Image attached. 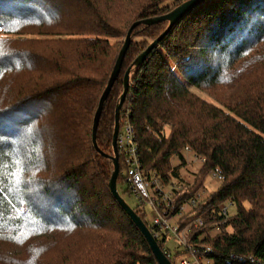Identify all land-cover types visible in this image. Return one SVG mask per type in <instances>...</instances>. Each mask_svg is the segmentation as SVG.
<instances>
[{
  "label": "trees",
  "instance_id": "16d2710c",
  "mask_svg": "<svg viewBox=\"0 0 264 264\" xmlns=\"http://www.w3.org/2000/svg\"><path fill=\"white\" fill-rule=\"evenodd\" d=\"M188 1L0 0V264H158L110 191L113 163L92 131L131 27ZM168 27L132 31L97 131L106 155L125 74ZM127 114L147 169L168 175L188 147L206 158L199 185L221 170L208 203L236 213L209 242L214 264H264V0L191 10L133 67L120 128Z\"/></svg>",
  "mask_w": 264,
  "mask_h": 264
},
{
  "label": "built area",
  "instance_id": "2783aa9c",
  "mask_svg": "<svg viewBox=\"0 0 264 264\" xmlns=\"http://www.w3.org/2000/svg\"><path fill=\"white\" fill-rule=\"evenodd\" d=\"M136 138L127 114L117 138L119 162L121 158L123 167L121 176L127 193L140 210L145 211L153 238L172 264H214V249L209 242L222 232H232L229 222L235 216V204L227 202L214 208L209 205L211 194L205 196L206 181L198 184L206 165L205 157L187 147L183 153L192 154L193 160L177 156L174 161H178L183 170L200 163L198 172L192 177L187 170L182 171V167L179 171L175 167L168 175L161 174L145 167ZM209 176L219 187L224 181L219 168L210 171ZM202 207H206V218L197 215ZM172 238L177 243L175 253L166 248Z\"/></svg>",
  "mask_w": 264,
  "mask_h": 264
},
{
  "label": "water",
  "instance_id": "95a60500",
  "mask_svg": "<svg viewBox=\"0 0 264 264\" xmlns=\"http://www.w3.org/2000/svg\"><path fill=\"white\" fill-rule=\"evenodd\" d=\"M205 0H190L188 2H185L184 4H182L181 6L177 7L176 9H174L173 11H171L170 13H168L167 15H164L162 17H157V18H153V19H147L145 21H140L135 23L130 31L127 34V37L125 39V43L123 45L122 50L120 51V54L118 56L116 65L114 67L113 73L111 75L110 81L108 83V86L106 87L100 102H99V106H98V110L96 112L95 118H94V123H93V131H92V143L94 146V149L100 153L103 157L109 158L112 163H113V174L109 183V188L110 191L112 193V195L114 196V198L116 199V201L119 203V205L123 208V210L125 211V213L128 215V217L131 219V221L133 222V224L136 226V228L140 231V233L142 234V236L144 237V239L147 241V243L149 244L151 251L157 261L158 264H172L171 261L166 257V255L164 254V252L162 251V249L160 248V246L157 244V242L155 241V239L153 238L151 232L149 231L147 225L142 221V219L136 214V212L134 211L133 208H131L126 201L123 199V197L121 196L119 190H118V178L120 176V163H119V153H118V148H117V138H118V133H119V113L120 110L127 98L128 92H129V85H130V74L131 71L133 69V67L137 66V65H141L143 64L146 59L148 58V56L150 55V53L155 50L157 48V46L159 45L160 41L166 36V34L169 32V30L176 25L182 18H184L191 10H193L194 8H196L198 5H200L202 2H204ZM163 22H169V27L168 29L165 31V33L163 35H161L157 40H155L147 49L146 51L140 55L138 57V59L134 62V64L127 70L125 77H124V91L123 94L121 96L120 99V103L117 107L116 110V123H115V128H114V134H113V155L109 156L104 154L98 147L97 144V131H98V127H99V122H100V118H101V114L104 108V104L112 90V88L114 87L119 74L121 72L122 66H123V62L125 59V56L130 48L131 45V37H132V31L133 29H135L136 27L140 26V25H144V26H152L155 24H159V23H163Z\"/></svg>",
  "mask_w": 264,
  "mask_h": 264
},
{
  "label": "rangeland",
  "instance_id": "374dc122",
  "mask_svg": "<svg viewBox=\"0 0 264 264\" xmlns=\"http://www.w3.org/2000/svg\"><path fill=\"white\" fill-rule=\"evenodd\" d=\"M192 92L195 93L196 95L200 96L201 98L205 99L208 102H213V99L211 97H209L207 94H205L204 92H199V91H197L195 89H192ZM182 154L184 156L183 158L187 157V159L189 161L193 160V155L192 154H186V153H182ZM200 166H201L200 163H197L194 167L189 165V166H187V168L185 170H187L188 173L193 177L194 174H196L198 172ZM175 167L178 168V171H179L180 167H182V166H181V164L178 161L175 160L173 162V168H175ZM185 170H183V167H182V171H185ZM183 174H185V172H183ZM205 181H206L205 185H206V189H207L206 193H205V196H209L210 194H212L213 192H215L217 190V188L219 187V183H217L216 181H213L210 176L208 177V175L205 177L204 183H205ZM118 188H120L121 196L126 201V203L131 208H135L137 206V203H136L135 199L131 195H129L127 193L126 188L123 187V186H119ZM166 248L169 251H171L172 253H175V251L177 250L176 241L173 238L171 240H169L167 245H166Z\"/></svg>",
  "mask_w": 264,
  "mask_h": 264
}]
</instances>
